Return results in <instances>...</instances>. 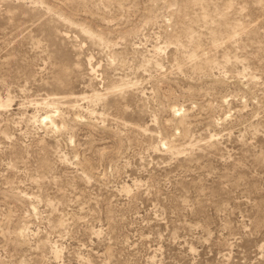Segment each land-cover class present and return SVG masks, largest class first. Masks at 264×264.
I'll return each instance as SVG.
<instances>
[{"label": "rangeland", "instance_id": "obj_1", "mask_svg": "<svg viewBox=\"0 0 264 264\" xmlns=\"http://www.w3.org/2000/svg\"><path fill=\"white\" fill-rule=\"evenodd\" d=\"M0 96V264H264V0H0Z\"/></svg>", "mask_w": 264, "mask_h": 264}, {"label": "bare ground", "instance_id": "obj_2", "mask_svg": "<svg viewBox=\"0 0 264 264\" xmlns=\"http://www.w3.org/2000/svg\"><path fill=\"white\" fill-rule=\"evenodd\" d=\"M1 97V96H0ZM56 98H57V96H56ZM62 99H63V96L61 97ZM60 98V99H61ZM73 98V97H72ZM71 98V99H72ZM48 99V98H47ZM54 99V98H53ZM67 99V98H66ZM56 100V99H55ZM58 100V99H57ZM5 101V100H4ZM1 98H0V107H6L7 105H8V103L6 102V104H5V102H4ZM64 102H65V99H64ZM46 103H48V104H50V102H49V100L46 102ZM54 104V103H53ZM52 104V105H53ZM51 106V105H50ZM178 110H180V109H178ZM56 112V111H55ZM57 112H58V110H57ZM40 118H41V121L43 122V123H50L51 124V126L52 127H56V128H59V125H58V123H57V121L54 119V117H55V114L54 113H51V112H46V113H44V114H42V115H40L39 116Z\"/></svg>", "mask_w": 264, "mask_h": 264}]
</instances>
